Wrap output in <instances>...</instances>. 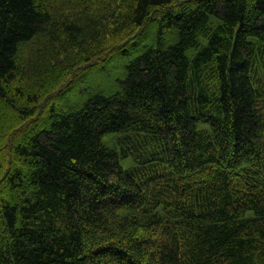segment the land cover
Wrapping results in <instances>:
<instances>
[{
	"label": "trees",
	"instance_id": "1",
	"mask_svg": "<svg viewBox=\"0 0 264 264\" xmlns=\"http://www.w3.org/2000/svg\"><path fill=\"white\" fill-rule=\"evenodd\" d=\"M0 264H264V0H0Z\"/></svg>",
	"mask_w": 264,
	"mask_h": 264
},
{
	"label": "rangeland",
	"instance_id": "2",
	"mask_svg": "<svg viewBox=\"0 0 264 264\" xmlns=\"http://www.w3.org/2000/svg\"><path fill=\"white\" fill-rule=\"evenodd\" d=\"M134 37H135L134 35H133L132 37H130V38L127 40V42L132 41V40L134 39ZM141 40H142V39H141ZM97 61H98V62H101L100 60H97ZM97 61H96V62H97ZM96 71H97V70H96ZM96 71H95V72H96ZM42 105H43V103H42Z\"/></svg>",
	"mask_w": 264,
	"mask_h": 264
}]
</instances>
